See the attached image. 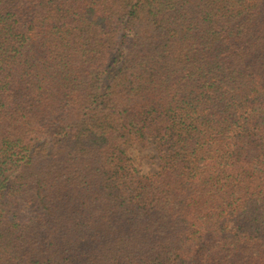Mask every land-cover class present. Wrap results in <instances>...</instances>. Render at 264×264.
I'll use <instances>...</instances> for the list:
<instances>
[{"label": "trees", "instance_id": "trees-1", "mask_svg": "<svg viewBox=\"0 0 264 264\" xmlns=\"http://www.w3.org/2000/svg\"><path fill=\"white\" fill-rule=\"evenodd\" d=\"M0 264H264V0H0Z\"/></svg>", "mask_w": 264, "mask_h": 264}, {"label": "rangeland", "instance_id": "rangeland-1", "mask_svg": "<svg viewBox=\"0 0 264 264\" xmlns=\"http://www.w3.org/2000/svg\"><path fill=\"white\" fill-rule=\"evenodd\" d=\"M130 153L142 174L153 175L158 171L159 161L153 146L142 148L140 144L133 143Z\"/></svg>", "mask_w": 264, "mask_h": 264}]
</instances>
